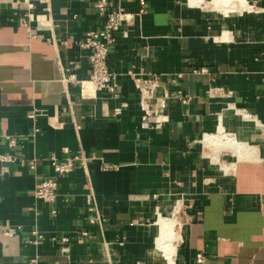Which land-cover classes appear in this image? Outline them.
<instances>
[{
    "label": "crops",
    "instance_id": "crops-1",
    "mask_svg": "<svg viewBox=\"0 0 264 264\" xmlns=\"http://www.w3.org/2000/svg\"><path fill=\"white\" fill-rule=\"evenodd\" d=\"M97 1L0 0V264H164L151 225L178 198L174 264H264V0L221 17L108 0L133 15L107 57L113 94L92 87L78 45L105 23ZM225 134L245 159L203 145ZM75 156L56 176L50 158ZM52 177L49 205L34 190Z\"/></svg>",
    "mask_w": 264,
    "mask_h": 264
},
{
    "label": "built area",
    "instance_id": "built-area-1",
    "mask_svg": "<svg viewBox=\"0 0 264 264\" xmlns=\"http://www.w3.org/2000/svg\"><path fill=\"white\" fill-rule=\"evenodd\" d=\"M27 6L32 9L34 3L44 6H49L52 0H24ZM143 3V2H142ZM95 8L99 15L105 17V23L102 28L89 32L84 41L78 45L81 48L90 49L89 56L90 65V84L95 91H106L113 94L115 89L113 85L114 74L109 71L107 67V57L111 47L115 41V33H117L123 25H127L133 19V15L126 13L122 8L111 9L108 0H98ZM144 13V6L139 10V15ZM204 71V70H201ZM153 85L150 80H140L138 89L142 95L153 94ZM264 130V126L260 125ZM8 145L13 147L15 139L6 137ZM80 159L78 156L66 158L64 161H58L55 157L50 158V165L56 174L61 176L70 173L75 165V162ZM57 181L56 177L44 178L40 180L34 190V197L45 204H53L56 199ZM11 233L6 232L5 235L9 236ZM36 234V233H34ZM40 238V237H39ZM61 241H64L62 239Z\"/></svg>",
    "mask_w": 264,
    "mask_h": 264
},
{
    "label": "bare ground",
    "instance_id": "bare-ground-1",
    "mask_svg": "<svg viewBox=\"0 0 264 264\" xmlns=\"http://www.w3.org/2000/svg\"><path fill=\"white\" fill-rule=\"evenodd\" d=\"M228 1L229 0H211L209 2L208 1L205 2L203 0H187L188 4L192 7L198 8L200 6L201 8H211L216 13H218V15L221 14L223 16L233 15V11H230L231 10L230 8L229 9L228 8L226 9L225 7H224V9L222 8L223 6L221 4L227 5ZM145 96H148V95H145ZM249 119H250V121H252L254 123V126L255 125L259 126V124L256 123L255 121H253L251 118H249ZM203 145L206 148H209L210 150L214 151V153H217L219 149L220 150L224 149V148L228 149L230 152L235 153L239 160L245 159L246 156H248L249 148H250L248 145L236 142L232 137H229L227 134H225V136L224 135L206 136L203 140ZM211 159H212L213 163L218 162L217 155H215V154L211 157ZM180 200H181V198H178V202ZM178 202L176 203L177 207L175 208L174 213L176 212V210L178 208ZM166 204L163 205L161 208L158 207V209H157V220H156V223L154 225L155 227H157L159 229V231L156 235V242L155 243H156L157 252H160V257H165V251H163L162 248H163L164 244L167 242L168 237L171 235V231L173 228L172 215L167 216L166 218L162 217L164 211L167 208ZM172 261H170V262H172ZM172 263H170V264H172Z\"/></svg>",
    "mask_w": 264,
    "mask_h": 264
},
{
    "label": "rangeland",
    "instance_id": "rangeland-1",
    "mask_svg": "<svg viewBox=\"0 0 264 264\" xmlns=\"http://www.w3.org/2000/svg\"><path fill=\"white\" fill-rule=\"evenodd\" d=\"M205 2H209L211 0H203ZM244 1V2H243ZM186 4L188 6V2L186 0ZM224 9V7L227 9H231L230 11H233V15H242V16H245L247 14H249L252 10L251 8V4L248 3V0H229L228 1V4L227 5H224V4H221ZM190 7V6H188ZM193 8H197V7H193ZM199 9H201V7L199 6L198 7ZM197 8V9H198ZM203 9H207V10H210L212 12H214L217 16L221 17L223 15L216 13L214 10H212L211 8H203ZM207 153H211V151L209 149H206L205 148V154ZM226 159H229L230 158V155L229 153H226V156H225ZM177 211V210H176ZM179 213V212H178ZM176 214V212H175ZM175 214L172 215V225H173V228H172V231H171V235L168 237L167 239V242L164 244L163 246V251H165V257H160L162 258V261L164 262V264H174V255H175V245H176V242H177V239H178V235H179V232H178V229H179V224H180V219L178 217V214L175 216ZM164 218H166L167 216H162ZM154 220L156 221L157 220V216L154 218ZM156 223V222H155ZM155 223H153L151 226L152 229L155 230V233L157 235L159 229L157 227H155ZM156 236H155V239H154V247L156 249ZM160 255V252L158 253ZM173 254V255H172ZM173 258V259H172ZM172 261V262H170ZM170 262V263H169Z\"/></svg>",
    "mask_w": 264,
    "mask_h": 264
}]
</instances>
